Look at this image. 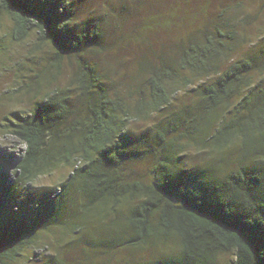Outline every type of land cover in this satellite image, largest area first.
<instances>
[{
	"label": "rangeland",
	"instance_id": "1",
	"mask_svg": "<svg viewBox=\"0 0 264 264\" xmlns=\"http://www.w3.org/2000/svg\"><path fill=\"white\" fill-rule=\"evenodd\" d=\"M55 1L68 3L70 28L74 35L82 36V43L63 57L58 69L50 66L53 54L49 45L33 32L24 40H12L11 22L0 14V122L10 113L32 111L42 93L53 89L68 98L65 125L82 121L89 113L90 100L71 81L84 62L92 67L103 89L92 91V98L102 93L121 107L117 115L123 121L128 156L109 170L122 182L150 185L159 162L169 167V184H185L210 172L220 177L252 164L264 153V148L244 153L248 146L238 134L222 146L207 139L222 123L244 117L248 110L238 111L243 99H248L249 109L264 105V0ZM206 39L224 47L216 68L207 74L181 69L182 49ZM243 59L250 60L252 70L243 76L235 93L207 112L201 89L231 63ZM162 70L173 73L165 81L168 105L157 112L147 108L138 112L139 102L150 99L147 79ZM261 131L264 128L254 130L253 136L259 139ZM24 149L0 127V178L5 176L9 186L16 178L12 167ZM76 165L58 163L9 190L3 211L33 224L37 235L31 247L7 264H149L172 254V243L113 249L94 245L111 234L110 222L124 217L127 204L100 219L109 209V201H104L81 220L80 207L87 201L77 189V180L69 184ZM57 199L60 203L55 211L51 205ZM69 221H81L83 228L68 232L62 223ZM232 261L233 255L226 253L218 256L216 264Z\"/></svg>",
	"mask_w": 264,
	"mask_h": 264
},
{
	"label": "trees",
	"instance_id": "2",
	"mask_svg": "<svg viewBox=\"0 0 264 264\" xmlns=\"http://www.w3.org/2000/svg\"><path fill=\"white\" fill-rule=\"evenodd\" d=\"M0 14L11 22L12 40H24L33 32L49 45L53 54L50 66L56 69L63 57L82 43V36L74 35L70 28L72 12L66 2L0 0ZM222 55L224 47L220 42L206 39L183 48L178 63L181 69L207 74L216 68ZM251 70L249 59L233 62L212 84L203 87L200 96L206 111L235 93L243 76ZM172 76L168 70L149 76L150 99L139 102L138 112L144 108L157 112L168 105L170 95L165 81ZM71 84L90 100L89 113L82 121L65 125L68 98L53 89L42 93L32 111L10 113L0 122L4 132L25 147L21 159L12 167L16 178L11 185L5 176L0 178V264L16 259L31 247L37 235L33 224L3 211L9 190L19 182L32 181L58 163L69 162L77 164L69 184L77 180V189L87 201L80 207L81 220L104 201H109V209L100 219L116 214L121 205L127 204L124 217L110 222L111 234L94 245L113 249L172 243V254L149 264H216L218 256L226 253L233 255L232 264H264V153L252 164L220 177L210 172L185 184H169V167L159 162L150 185L139 181L124 183L109 170L128 156L122 139L123 121L117 115L120 105L102 93L97 99L92 98V91L103 89L92 67L84 62L79 64ZM248 106V99H243L238 111L248 110L244 117L222 123L215 135L207 139L222 146L238 134L248 146L244 153L264 148V132H260L259 139L252 133L264 128V105L252 109ZM187 126L192 128L193 123ZM133 201L137 202L131 205ZM59 203L57 199L49 205L58 211ZM70 223H62L68 232L83 228L81 221Z\"/></svg>",
	"mask_w": 264,
	"mask_h": 264
}]
</instances>
